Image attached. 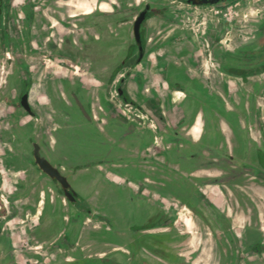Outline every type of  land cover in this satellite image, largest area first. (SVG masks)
Masks as SVG:
<instances>
[{"label": "rangeland", "instance_id": "obj_1", "mask_svg": "<svg viewBox=\"0 0 264 264\" xmlns=\"http://www.w3.org/2000/svg\"><path fill=\"white\" fill-rule=\"evenodd\" d=\"M35 1L38 2V8L35 11L34 21L29 16L27 23L20 11L25 0H13L10 11L0 17V130L15 119L12 114H15L16 110L8 106L3 99L6 92L10 98L15 97L20 84V68L17 60L19 59V62L23 60L25 69L22 70V74L29 73L32 81L31 103L36 109L42 108L43 105L49 107L52 114L53 128L50 132L56 141L54 147L57 153L56 160H71L77 163L97 161L93 167L78 171L72 180L73 186L80 187L86 193L98 190L100 194L101 224H95L86 216L81 217L79 224L83 226L82 238L86 229L95 225L100 230L98 234L103 240L104 249H111L114 244L112 235H115V231L124 230L129 223L140 221L144 210L150 205L149 199L141 201L139 193L132 192L133 184L146 189L153 187L160 196L172 200V202L167 201L166 204L172 206L174 212L177 211L175 214L177 221L173 226L175 230L177 228L189 236L188 242H184L187 245L183 247L184 243L181 244L180 240L175 251L181 252L184 258L193 253L197 257L195 264H220L219 250L207 225L189 210V213L193 214V219L192 221L190 219V227L187 228L183 224V217L189 213L185 209L181 210L175 201L188 199L186 205L192 206L197 202L201 207L207 208L208 202L199 192V186L203 187L209 181L223 183L226 180L219 176L204 175L206 174L204 172L198 176L194 175L196 174L192 173L196 168L194 162L179 160L160 163L161 169L159 165V168L146 175L139 173L136 169L144 163V159L139 155L130 154L129 148L139 141L144 143L145 139L139 140L134 136L135 131L138 133L139 129L132 131L131 127L128 128L126 125L118 130L120 123L118 119L107 118L101 113L99 119L104 117L106 121L102 125L111 126L108 132L106 134L98 132L97 121L89 124L90 133L84 132L82 128L84 125L79 122L78 107L70 103L71 89L68 87L71 86L77 91L78 96L87 95L89 108H132L129 104H124L121 99L112 97L113 88L106 92L107 79L118 63H120L119 74L126 73L123 76L125 78L123 85L128 92L134 89L135 80L146 79L147 92L151 94L154 88L161 84V77L173 80L182 73L180 70L173 71L170 66L167 69L163 63L185 62L192 57L211 60L212 40L209 35L212 31L218 35L221 33L216 37V48L219 47L222 51H232L250 44L262 45L264 50V0H222L209 5H193L184 0ZM102 2L106 3V6L100 10L96 9ZM113 2L117 6V13L112 17L110 10L113 9L111 7ZM145 3L155 11L143 25H147L149 30L146 33L149 37L148 48L156 44H170L156 51H148L142 62L133 67L129 57L130 44L133 41L132 25L135 14L144 7ZM94 8L103 12L100 17H94L92 13L80 14L85 9ZM70 14L78 15L70 17ZM27 24L30 31L26 28ZM5 29H9L10 33L7 34ZM65 39L73 45V52L81 51L83 57L68 58L62 48ZM19 40L25 42L21 49L16 45V41ZM49 42L55 43L57 48L51 49L48 46ZM193 68L197 69L200 76L206 74V66ZM232 81L236 82L233 79ZM247 85L254 87V97L263 98L264 108V73L249 78ZM84 101L82 100V103ZM211 106L218 110L212 114L213 122L224 119L222 103L213 101ZM86 107L88 108L87 104ZM124 114H128L126 109ZM38 115L39 123L44 126V114L38 113ZM98 124L101 125L99 121ZM33 127L34 124L24 126L21 133L27 136L32 132ZM192 132L195 134L197 127H194ZM1 148L2 146L0 152ZM181 150L184 151L185 148ZM207 163L204 161L203 165ZM169 165H176L181 170H173ZM22 174L19 173L20 176H23ZM29 179V183L25 178L23 180L30 184L35 177ZM7 182L9 184L11 179H6L5 187ZM44 186L45 183L39 181L35 188ZM20 195L25 197L32 195V200L24 199L23 196L18 204L25 203V207L30 206L31 210L34 209V204L29 203H34L33 198L36 195L34 190L29 194L23 192ZM47 195L50 200L51 192ZM52 203L55 204V200ZM61 207L67 212L66 205ZM224 211L214 209L216 214L224 215ZM205 213L208 215V211ZM33 221L34 217L31 216L26 224L31 226ZM188 230L191 232L188 233ZM219 243L228 258L230 254L224 240L220 239ZM232 245L240 247L238 241H234ZM249 245L246 247L248 248ZM32 246L25 235L19 240L18 259L25 264L30 263L26 261L25 254L27 250H32ZM232 255L234 264L241 257H245L240 251H234ZM47 257L50 261L57 258L52 255Z\"/></svg>", "mask_w": 264, "mask_h": 264}, {"label": "crops", "instance_id": "obj_2", "mask_svg": "<svg viewBox=\"0 0 264 264\" xmlns=\"http://www.w3.org/2000/svg\"><path fill=\"white\" fill-rule=\"evenodd\" d=\"M168 65L173 68V71L180 70L182 73L173 80L161 77V84L154 88V94L153 92L148 94L146 79L134 81V89L128 93L142 107L141 112L132 108H91L92 115L97 119V130L106 134L111 127L102 125L106 121L104 117L99 119L101 113L107 118L118 119L120 122L118 130L126 125L128 128L131 127L132 131L139 129L138 133L135 131L134 136L139 140L145 139L144 143L139 141L129 148L130 154L143 157L144 163L136 170L144 175L155 171L159 165L161 169L160 163L165 164L168 160H179L194 162L196 167L194 172L192 171L193 174L196 173L194 175L198 176L204 172L206 173L204 175L223 177L225 182L209 181L207 185L199 186V192L215 210H225L226 222L224 225L227 226L230 234L228 237L229 254L232 255L234 251H240L245 255L244 258L241 257L237 260L236 264H264V249L254 251L246 247L254 241H264L263 98L259 97L258 99L257 96H253L254 87L247 85L248 81H243L214 68L209 58L192 57L186 59L185 62H169ZM194 66H206V74L200 76L197 69L193 68ZM232 79L236 82H233ZM148 97H153L157 103L148 104L146 101ZM213 101H219L223 105L224 119L219 122H213L212 114L218 111L217 108L211 106ZM125 109L128 111L126 115L124 114ZM36 111L44 114V126L39 123V118L27 116L23 120L26 118L30 120H25L22 123V128L34 124L35 128H41L40 136L48 134L50 139L55 141L50 132L53 128L50 108H37ZM132 113L138 116L132 119ZM12 116L14 119L15 114ZM98 121L101 125L98 124ZM140 121L141 123H139ZM142 121L146 122L142 123ZM194 127H197L196 135L192 132ZM2 145L4 143L1 142L0 146ZM182 148L185 150L182 151ZM3 156L0 153L1 161L5 159ZM204 161L208 162L205 166L203 165ZM169 166L173 170H181L176 165ZM82 169L85 168L76 170L70 176L69 180L72 186V180ZM19 173H23V171L17 172L12 167L9 168L7 165L4 167L0 163L2 193L8 199L21 192L20 189L14 187L15 181L24 177V174L20 176ZM33 176L41 178L37 173H33ZM116 178L119 179V177ZM6 179H11V182L9 184L7 182L5 187ZM47 179L43 177L41 181L46 184ZM73 187L83 195L92 209L94 218L92 219L91 216H86V218L95 224H101L99 219H95L102 215L98 190L86 193L80 187ZM137 187V184H133V193L137 191ZM40 189L44 194H48V191L42 187L35 188L34 192L36 193ZM22 197L32 200V195H27V197L22 195ZM20 199L15 202L19 207V212L14 216H7L8 220H6L5 231H3L9 235L16 254L19 240L24 235L27 236L26 222L30 220L31 216L34 217V214L42 210L43 200H45V211L49 221H53L58 212L56 203H52L54 199L51 197V201L46 204V198H43L41 193L37 192L34 196L35 204L32 210L25 209V203L18 204ZM162 199L168 201L167 197ZM140 200L148 201L145 197ZM6 208L8 211L11 209L8 205ZM180 208L189 213L190 209L186 205L183 204ZM188 215L192 221L193 214L189 213ZM74 219L77 223V218ZM62 224L67 226L66 220H63ZM128 225L124 230H119L121 241L115 245L120 249H126ZM82 227L78 224L79 234L76 238V246L81 248L84 254H90L95 251L94 241L98 238L101 239L98 234L100 230L92 225L90 229H86L85 236L82 238ZM234 241L239 242V248L232 247ZM41 245L39 243V246ZM101 248L100 250L107 252L113 247L105 250L103 243Z\"/></svg>", "mask_w": 264, "mask_h": 264}, {"label": "flooded vegetation", "instance_id": "obj_3", "mask_svg": "<svg viewBox=\"0 0 264 264\" xmlns=\"http://www.w3.org/2000/svg\"><path fill=\"white\" fill-rule=\"evenodd\" d=\"M184 1L187 2L186 0ZM146 4L148 3H145L144 7ZM12 5L13 0H0V17H2L3 13L9 12ZM105 6L106 3L102 2L97 6L98 8L96 9L100 10ZM111 7L113 9L110 10V15L113 17L114 13H117V6L113 2ZM144 7L135 14L134 20L144 9ZM37 8V1L25 0L22 7L20 8V11L25 16L27 23L29 16H31L33 18L32 21H34V15ZM153 12L155 11L151 10L149 5L144 21H147L152 15H154ZM88 13H92L94 17H100L102 15L101 13L103 12L95 10L94 8L85 9L80 14L86 15ZM76 15L78 14H70L69 16L72 17ZM117 16L118 15H116V17ZM26 28L28 31H30L28 24L26 25ZM147 28V25H141L139 31L140 43H138L135 39L132 25L133 41L130 44L129 57H131V64L133 67L142 62L145 54H147L148 51H156L163 46L170 44H156L153 47L148 48L149 37L146 33L149 30H147ZM5 31L7 34L10 33L9 29H5ZM220 35L221 33L218 35L215 31H212L209 35L210 39L212 40V44H210L212 47L210 51V58L211 60L213 59L212 62H214V68L225 74L240 78L243 81H248L249 78H253L264 73V50L262 45L259 46L250 44L244 47H237L232 51H222L219 49V47L216 48V37ZM10 44H13V42H10ZM23 44H25V42L20 40L16 41V45H18L20 49L23 47ZM140 45L142 48V57L137 62V58L140 54ZM48 46L51 49L57 48L56 44L53 42H49ZM72 46L73 45L68 39L63 40L62 48L65 50L64 54L68 56V58L83 57L81 51L75 50V52H73ZM17 62L18 68H20V84L16 95L14 98H10L6 92L3 99L8 106L16 110V113L14 116L15 119L8 122L9 125L0 130V142L4 143L0 153L3 154V157L5 158L1 161V163L4 167L7 165V167H12V169L17 172L23 171L25 180L28 183V179L34 177L33 173L40 174L41 178H48L47 183L42 188L46 189L48 192H51L50 197L55 200L58 209L56 218L53 221H49L45 211V200H43L44 206L42 207V210L33 215L35 217L33 224L31 226L26 225L25 232L27 235V240L30 244H33L31 248L32 250H27L25 254L26 261H30L29 264H195L197 257H195L193 253L184 258L181 252L175 251L180 243V240L181 244L188 242L189 236L187 233H184V231H179L177 228L175 230L173 226L177 221L175 218L177 211L174 212V208H171L172 206H168L166 201L162 199L166 197L160 196L157 193V190L153 187L150 189L143 188L142 186L137 187L136 193H139V198L146 197L147 200L149 199L150 202L148 204L150 205H148L149 207H146V210H144V215L141 217L140 221L133 222L128 225V232L126 234V249H120L115 245V243L118 244L121 241L119 231H115V235H112V242L114 244L112 250L110 251L103 252L100 250L103 244L102 239L100 238H96L97 240L94 241L93 244L96 246L95 251L91 252L90 254H84L82 249L76 246V238L78 234L77 227L80 223V218L83 216H91L93 219L94 215L87 200L78 190H76V188L72 186L69 178L72 174H74V172H76V170L86 167H93L97 164V161L91 160L86 163H77L76 161L71 160L57 161L55 158L57 153H55L54 148L56 141L53 139L51 140L48 134H42L39 136L41 128L35 129L34 126L32 132L27 136H24V134L21 133L23 131V118L29 116L31 118L38 119L39 115L30 100L32 81L30 80L29 73L27 74L26 72L24 75L22 74V70L25 69L23 60L19 62L18 59ZM163 65L164 67L169 66L167 63H163ZM119 67L120 63H118V66H116L109 75L107 79L106 92L113 88L112 97L115 96L117 100L121 99L124 104H129L132 109L141 112L142 107L129 96L127 89L123 85L125 80L123 76H125L126 73L120 75ZM175 74H178V72H175ZM140 86L142 85L140 84ZM68 88L71 89L69 96L72 102L70 101V103H73V105L78 107L77 110L80 116L79 122L84 125L82 127L84 132H87L89 124H92L97 120L96 117L91 113V108H89L90 103L86 99L87 95L78 96V92L72 89L71 86ZM24 94L27 95V108L21 102L22 96ZM76 99H78L81 106ZM82 100H86L87 102L84 101V103H82ZM146 101L148 104L157 103L154 101L153 97H148ZM85 103L88 105V108L86 107ZM42 108L49 107L43 105ZM135 116L138 115L132 113V119H135ZM145 122L146 121H142V123ZM139 123H141V121ZM27 126H30V124ZM34 143L38 146V155L45 157L53 166L58 169L61 174L67 178V181L71 186L69 193H71L73 199L67 197L64 194L60 184L44 174L37 166L33 156ZM41 178L35 177V180H33L30 184L26 183L23 180L24 178L16 180L14 187L16 189H20L21 192L9 199L6 198L2 192H0V264H25L21 259H18V255L15 253L16 250L9 240V235H6V233L3 231H5L6 220H8L7 216H14L19 212V207L15 202L16 200L22 198L20 194L23 192L29 194L32 190H35V187L37 186L38 182L41 181ZM1 187L2 182L0 175V191L2 190ZM37 192L38 194L41 193L43 198H46V204L51 201V199L49 200V196L44 194L42 189L37 190ZM144 193L145 195L143 196ZM198 196L200 195L198 194ZM168 201L172 202V200L169 199ZM175 202L177 206H182L183 204H187L188 199H182ZM31 204H35V199L34 203L31 202ZM6 205L11 208L9 211L6 208ZM63 205L67 206V212H65L64 208L61 207ZM207 205V208H203L197 202H195V204L192 206H186L189 207L190 211L201 218V220L207 225L212 238L216 241L215 245L220 254V264H234L233 255H230L227 258L221 243H219L220 239H223L226 248L229 251V246H227V244L229 243L228 237L230 234L227 226L224 225L226 218L222 214H216L212 205L209 203ZM25 209H30V206H26ZM206 211H208V215H206ZM74 218H77V223ZM63 220H66L67 226H63ZM183 224L187 228L190 227L189 215L184 218ZM216 226H219V228H216ZM187 232L190 233V231ZM39 243L42 245L39 246ZM184 244L183 247L187 245V243ZM261 246L264 249V241H254L248 246V248L254 251H259ZM48 255H52L57 258L50 261V259L47 257Z\"/></svg>", "mask_w": 264, "mask_h": 264}, {"label": "water", "instance_id": "obj_4", "mask_svg": "<svg viewBox=\"0 0 264 264\" xmlns=\"http://www.w3.org/2000/svg\"><path fill=\"white\" fill-rule=\"evenodd\" d=\"M188 3H191L193 5H209V4H213L217 1H221V0H186ZM149 8V4H146L144 9L138 14V16L136 17V19L134 20L133 23V33L135 36V39L137 40L138 43H140V35H139V31L141 28V25L143 26L145 23V17L147 14ZM141 45H140V54L137 58V62L141 59L142 57V51H141ZM121 93V91H120ZM77 102L79 103L78 99H76ZM22 104L27 108V95L24 94L22 96V100H21ZM80 104V103H79ZM81 106V104H80ZM34 145V152H33V156H34V161L37 164V166L40 168V170L46 174L47 176H49L51 179L57 181L62 190L64 191V194L69 197L70 199H73V197L71 196V193H69L70 191V184L67 181V178L61 174L58 169L53 166L45 157L43 156H39L38 155V146L37 144H33ZM261 249H263V247L261 246Z\"/></svg>", "mask_w": 264, "mask_h": 264}, {"label": "bare ground", "instance_id": "obj_5", "mask_svg": "<svg viewBox=\"0 0 264 264\" xmlns=\"http://www.w3.org/2000/svg\"><path fill=\"white\" fill-rule=\"evenodd\" d=\"M101 6V5H100ZM103 6V5H102Z\"/></svg>", "mask_w": 264, "mask_h": 264}]
</instances>
